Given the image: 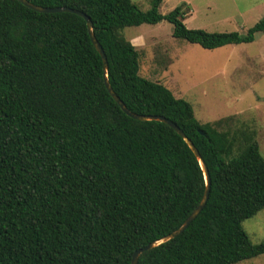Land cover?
Wrapping results in <instances>:
<instances>
[{
  "label": "trees",
  "instance_id": "obj_1",
  "mask_svg": "<svg viewBox=\"0 0 264 264\" xmlns=\"http://www.w3.org/2000/svg\"><path fill=\"white\" fill-rule=\"evenodd\" d=\"M84 14L125 108L160 116L192 143L209 176L206 203L171 240L136 264H236L264 255L241 222L264 209V159L255 130L236 116L199 124L190 105L139 76L122 31L171 25L174 39L203 50L249 44L243 34L189 30L182 3L140 11L130 0H25ZM200 167L167 125L124 115L106 92L86 25L0 0V264H129L132 253L177 230L199 203Z\"/></svg>",
  "mask_w": 264,
  "mask_h": 264
},
{
  "label": "rangeland",
  "instance_id": "obj_2",
  "mask_svg": "<svg viewBox=\"0 0 264 264\" xmlns=\"http://www.w3.org/2000/svg\"><path fill=\"white\" fill-rule=\"evenodd\" d=\"M140 11L151 0H130ZM186 4L189 14L182 24L207 33L243 32L264 14V0H162L158 12L168 13ZM171 25L124 28L122 35L139 55V76L166 87L187 102L199 124L227 116L251 124L264 159V34H254L249 44L203 50L172 38ZM251 244L264 241V209L241 222ZM236 264H264V255Z\"/></svg>",
  "mask_w": 264,
  "mask_h": 264
},
{
  "label": "water",
  "instance_id": "obj_3",
  "mask_svg": "<svg viewBox=\"0 0 264 264\" xmlns=\"http://www.w3.org/2000/svg\"><path fill=\"white\" fill-rule=\"evenodd\" d=\"M18 1L20 4H22L24 7L33 10L35 12L38 13H43V14H47V13H59V12H68V13H73L77 16H79L80 18L83 19V21L85 22L86 25V30H87V34L90 40V43L92 44L93 48L95 49V51L97 52V54L100 57L101 60V64H102V80H103V85L104 88L106 90V92L108 93V95L111 97V99L114 101V103L118 106V108L120 109V111L126 115L128 118L136 120V121H140V122H145V121H156V122H161L165 125H167L169 128H171L179 137L180 139L184 142V144L187 146V148L189 149V151L192 153L193 157L196 159L200 170L202 172V176H203V181H204V189L202 192V196L201 199L199 201V203L197 204V206L193 209V211L189 214V216L183 221V223L180 225V227L171 232L170 234L162 237L159 240H156L150 244H147L146 246H144L143 248H140L138 250H135L130 258V262L129 264H136L137 263V259L139 257V255L145 251L150 250L151 248L161 244V243H165L168 240L173 239L174 237H176L177 235H179L180 233L183 232V230L192 222V220L199 214V212L202 210V208L204 207L207 197H208V193H209V176L207 173V170L202 162V160L200 159L197 150L194 148V146L192 145V143L183 135V133L173 124L171 123L169 120L160 117V116H141V115H137V114H133L130 111H128L125 106L122 104V102L115 96V94L112 92L111 88L108 85L107 82V78H106V60H105V56L103 54V51L101 49V47L99 46V44L97 43V41L95 40L92 32H91V23L89 21V19L82 13L78 12V11H72L66 8H41V7H37L34 5L29 4L27 1L25 0H16Z\"/></svg>",
  "mask_w": 264,
  "mask_h": 264
},
{
  "label": "crops",
  "instance_id": "obj_4",
  "mask_svg": "<svg viewBox=\"0 0 264 264\" xmlns=\"http://www.w3.org/2000/svg\"><path fill=\"white\" fill-rule=\"evenodd\" d=\"M161 1H162V0H161ZM189 12H190V11H188V13L186 14V16H188ZM186 16H185V17H186ZM185 17H184V18H185Z\"/></svg>",
  "mask_w": 264,
  "mask_h": 264
}]
</instances>
